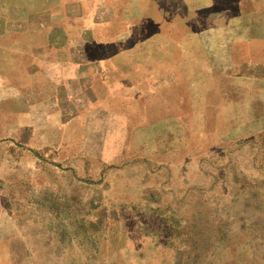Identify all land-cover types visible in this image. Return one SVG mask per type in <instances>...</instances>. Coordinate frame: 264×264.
Here are the masks:
<instances>
[{"label":"rangeland","instance_id":"obj_1","mask_svg":"<svg viewBox=\"0 0 264 264\" xmlns=\"http://www.w3.org/2000/svg\"><path fill=\"white\" fill-rule=\"evenodd\" d=\"M187 1L154 97L33 120L0 66V264H264V0Z\"/></svg>","mask_w":264,"mask_h":264},{"label":"crops","instance_id":"obj_2","mask_svg":"<svg viewBox=\"0 0 264 264\" xmlns=\"http://www.w3.org/2000/svg\"><path fill=\"white\" fill-rule=\"evenodd\" d=\"M180 3L185 11L173 0L41 1L39 6L2 0L0 66L17 73L22 96L40 110L50 106L41 111L46 118L33 120L59 115L60 106L81 109L154 97L184 82L177 53L185 56L194 48L184 17L192 5L204 7ZM7 40L10 49L4 47Z\"/></svg>","mask_w":264,"mask_h":264}]
</instances>
